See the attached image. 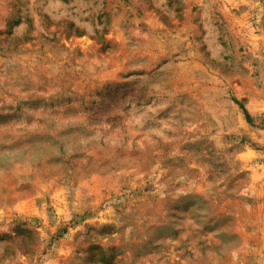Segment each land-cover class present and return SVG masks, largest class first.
<instances>
[{
    "label": "rangeland",
    "instance_id": "1",
    "mask_svg": "<svg viewBox=\"0 0 264 264\" xmlns=\"http://www.w3.org/2000/svg\"><path fill=\"white\" fill-rule=\"evenodd\" d=\"M0 264H264V0H0Z\"/></svg>",
    "mask_w": 264,
    "mask_h": 264
},
{
    "label": "trees",
    "instance_id": "2",
    "mask_svg": "<svg viewBox=\"0 0 264 264\" xmlns=\"http://www.w3.org/2000/svg\"><path fill=\"white\" fill-rule=\"evenodd\" d=\"M247 119H248L249 121H251V120H250L251 118L249 117V115H248V114H247Z\"/></svg>",
    "mask_w": 264,
    "mask_h": 264
}]
</instances>
